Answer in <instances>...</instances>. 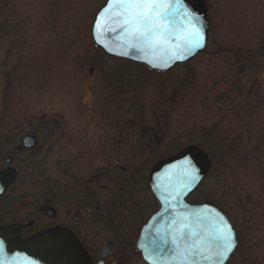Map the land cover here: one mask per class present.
Segmentation results:
<instances>
[{"label":"rangeland","instance_id":"obj_1","mask_svg":"<svg viewBox=\"0 0 264 264\" xmlns=\"http://www.w3.org/2000/svg\"><path fill=\"white\" fill-rule=\"evenodd\" d=\"M106 1L0 0V104L6 98L12 110L23 109L28 133L40 125L50 129L52 121L58 120L54 134L60 141L59 153L52 149L41 169L26 172V221L35 220L31 232L58 223L73 225L72 218L78 215L76 226L85 227L86 238L96 250L114 240L117 264L144 263L134 250L142 220L147 219L142 217L155 204L148 187L149 170L178 154L179 146H163L156 158L148 151L129 157L125 152L122 168L127 174L118 185L106 184L100 194L108 200L100 204L81 199L83 187L78 182L91 165L85 159L71 162L65 152L83 150L92 135L112 136L120 130L122 142L136 138L135 130L126 125L137 118L131 110L134 104L145 103L153 108L145 111L146 124L160 119L184 131L185 144L200 146L211 159L209 174L189 199L214 204L228 215L239 238L228 264H264L261 66L251 62L245 77L234 82L235 89L229 79L232 74L227 77L224 70L213 67L214 61L263 52L264 0H204L207 47L167 77L129 61L115 62L97 49L91 28ZM237 86L244 91H237ZM113 104L118 105L121 127L108 119L107 109H113ZM38 116L47 120L37 123ZM41 134L45 147L49 139L46 132ZM68 141L73 146H66ZM114 201L118 206L113 211L125 213L122 220L110 221L91 211L106 209ZM123 201L133 206L121 208ZM49 207L57 212L55 218H48Z\"/></svg>","mask_w":264,"mask_h":264},{"label":"water","instance_id":"obj_2","mask_svg":"<svg viewBox=\"0 0 264 264\" xmlns=\"http://www.w3.org/2000/svg\"><path fill=\"white\" fill-rule=\"evenodd\" d=\"M109 0L96 15L92 26V39L94 44L105 54L111 57L142 64L154 71L166 72L177 64H183L202 53L208 43L209 23L208 7L204 0H184L183 7L187 8L199 17L198 26L204 33V46L195 49L187 59L177 60L170 63V66H163L164 52L158 48L155 52L141 47H131L126 41L130 37L120 31L119 23H109L105 26V20H101V27L97 29L95 24L101 11L108 5ZM135 43V41H132ZM107 45V47H105ZM169 48L172 44L169 43ZM110 49V50H109ZM161 64L160 67H153L152 63ZM30 140V138H28ZM33 140V139H32ZM31 147V146H28ZM189 161L191 164H189ZM212 167V161L208 154L198 146L192 145L173 157L158 162L149 175V187L157 199L160 209L149 219L142 228L136 249L141 253L144 262L147 264H172L178 259L177 245L173 239L178 236L177 229L181 223L197 222V217H206L209 214L215 216L217 221L222 220L223 224L232 229L235 240V248L228 258L219 261L218 264H227L238 247V235L226 213L213 204L191 205L187 198L200 186L207 177ZM16 177L13 173L0 174V196L12 185ZM179 192L169 196L168 193ZM48 218H54L56 211L49 209ZM78 217H74L77 221ZM34 221L29 223L33 226ZM203 227L208 229L207 223ZM22 225L14 224L8 227H0V264H93L88 251L71 229L64 227H52L32 235L27 239L20 236ZM187 233V229H185ZM209 239H211L209 237ZM166 241V242H165ZM193 241L186 237L180 240V247H185ZM215 244V241H212ZM113 243L107 242L103 246V255L108 256L112 252Z\"/></svg>","mask_w":264,"mask_h":264},{"label":"flooded vegetation","instance_id":"obj_3","mask_svg":"<svg viewBox=\"0 0 264 264\" xmlns=\"http://www.w3.org/2000/svg\"><path fill=\"white\" fill-rule=\"evenodd\" d=\"M197 56L183 64L176 65L173 69L167 72L153 71L144 65H139V66L145 68L151 74L157 75L159 77H167L171 75V73L178 66L181 67L187 66V64L195 60ZM110 59H113L115 62L120 61V59L117 58H110ZM228 59L226 61L225 59L214 61L213 67L215 69L224 70L223 72H225L224 74H226L227 77L232 74V76L229 77L232 88L235 89L234 82H236L240 78L245 77L247 73V69L250 68L251 62H257V61L259 62L262 70L259 80L261 81V78H264V49L263 52L258 56H251L248 54V56L245 58L241 57V58H228ZM236 89L237 91H241V92L244 91V87L243 89L241 87L243 91L239 89L238 86ZM6 101L7 100L5 98L3 100V103L0 104V174L7 172L9 173V178H10L11 175L15 173L16 177L12 185H10V187L0 196V227H8L14 224L22 225L20 236L22 239H27L38 232L49 229L46 228L36 232H31L33 226L29 227L28 223L32 222L33 219L29 222L26 221V213H25L26 196H25V190H23V186L26 180V172L28 169L30 171L41 169L42 168L41 162L43 158H45V156L49 154V152H51L52 149H54L59 153L60 141L57 139V136L54 134L55 126L57 125L58 120L52 121V126L50 129H47L45 125H40V127L37 126L33 132L28 133L26 130L27 123H26L25 113H22L23 109H21L20 107L18 111H14L10 108L11 106ZM131 110L134 112L133 113L134 116L136 112L137 118L136 119L133 118L132 120H130L129 121L130 123L127 124L126 126H129V128L135 130L136 138L125 140L122 142L120 138L122 137V135L119 134L120 130L115 131L112 136L92 135L85 140L83 144V150H79V151L72 150V152H65V154L67 155L66 157L71 159V162L74 161V159L77 160L85 159L87 160V163L91 165V167L89 166V172L87 173V176L83 180H79L78 182V185L83 187L80 188L81 193L83 192L81 194L82 200L86 198L87 201L93 200L94 203L97 204H100L101 202H106L108 200L104 195L100 193L106 190V184L113 182L114 184L118 185L119 181L122 179L121 177L127 174L126 170L122 168V157L123 156L125 157L126 153H127L126 157H129V156H133V154L135 155L137 153L142 154L143 152L148 151V152H152L151 157L156 158L161 148L166 145L175 144L179 146V149L176 151V153L181 152L182 150H184L189 146L192 145L197 146L194 143L187 146L184 140L185 132L180 131V129L171 128V126L167 122H162V120L159 119L156 120L157 121L156 123L146 124L147 119L145 118V111L153 110V108L148 107L147 104L145 103L134 104V107H132ZM107 111H109L108 119L109 120L113 119L115 127H121L123 120L121 118L118 105H115L114 107L113 104V109L111 110L107 109ZM163 111L167 112L168 109H163ZM38 118L36 117V119H38L37 123L39 122L44 123L47 120L46 118H42V116H38ZM43 132L47 133L45 137L49 139L46 142L45 147L41 141V136L43 135L42 134L40 135V133ZM28 138H30V140H28ZM68 145L73 146L72 143L66 144V146ZM78 145L79 143L77 144V146ZM155 165L156 164H153L151 166L149 170V175L151 173L152 168ZM149 175H148V187H149ZM149 192H151L150 188H149ZM151 194L153 195L152 192ZM121 197L123 199L122 195ZM153 198L155 199V204H153L154 206L152 207V211L150 212V214L148 213L147 216L145 215L146 217L145 216L142 217V219L147 218L142 220L145 223L160 209V205L154 195ZM189 198L187 201L191 205H201V203L193 202ZM109 200H112V196L109 198ZM39 201L42 202L41 200ZM51 201L52 200H50V202ZM117 204H118L117 202L112 203L110 207L106 209L100 207L92 208L93 210L91 211L95 216L97 215L102 218H107L110 221L122 220V218L125 216V213L123 214L119 213L120 214L119 215L118 213H115L113 211L118 206ZM127 205L133 206V203H125L123 201L122 203L119 204L121 208H127L128 207ZM45 209L46 207L41 209V211L44 212ZM49 209H54V208L52 207L47 208L46 214ZM56 216H57V212H56ZM76 216L78 217V220L74 221L75 216H73L72 218L73 225L58 223L56 226L68 228L74 232V234L82 242V244L88 251L89 255L91 256L93 260V264H117L118 254L116 253V249H117L116 242L114 240L105 241V243L107 242L113 243V248L110 255L104 256L103 246L105 243L101 246L100 249L97 250L96 247L95 248L92 247L91 243L86 238V233L83 229L85 227L76 226L79 221V216L78 215ZM136 243H135L134 252H136V254L139 255L140 259L143 261L141 254L136 251ZM238 245H239V240H238ZM119 259H121V256L119 257ZM143 264L146 263L144 262Z\"/></svg>","mask_w":264,"mask_h":264},{"label":"snow or ice","instance_id":"obj_4","mask_svg":"<svg viewBox=\"0 0 264 264\" xmlns=\"http://www.w3.org/2000/svg\"><path fill=\"white\" fill-rule=\"evenodd\" d=\"M183 4L184 0H109L99 14L95 27H101L100 21L105 20L107 14L106 27L109 23H119L120 31L130 37L126 43L133 48L141 47V50L152 52L160 48L164 52L163 66L167 67L170 66L169 61L175 63L187 59L195 49L204 46V33L198 26L199 17L184 8ZM169 43L172 48L168 47ZM149 63L153 67L161 66L151 60ZM174 194L178 196L179 192L168 193L169 196ZM205 222L211 232L203 227ZM177 233L173 243L177 245L178 259L172 264H218L227 259L236 246L232 229L222 220L217 221L212 214L197 217L195 224L181 223ZM186 237L193 242L180 247L179 241ZM212 241H215L214 245Z\"/></svg>","mask_w":264,"mask_h":264},{"label":"bare ground","instance_id":"obj_5","mask_svg":"<svg viewBox=\"0 0 264 264\" xmlns=\"http://www.w3.org/2000/svg\"><path fill=\"white\" fill-rule=\"evenodd\" d=\"M234 253H235V252H234ZM231 258H232V257H231ZM229 261H230V260H229ZM228 263H229V262H228ZM228 263H227V264H228Z\"/></svg>","mask_w":264,"mask_h":264}]
</instances>
